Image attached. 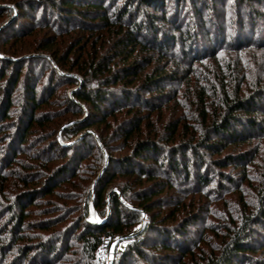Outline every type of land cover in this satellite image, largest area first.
Wrapping results in <instances>:
<instances>
[{"label":"rangeland","instance_id":"rangeland-1","mask_svg":"<svg viewBox=\"0 0 264 264\" xmlns=\"http://www.w3.org/2000/svg\"><path fill=\"white\" fill-rule=\"evenodd\" d=\"M15 1L25 3L23 8L18 10ZM29 1L0 2V10H12L0 14V73H4L0 75V264H40L44 256L37 255V246L52 241L59 244V264H88L76 237L87 224L103 225L110 216L102 219L93 204L95 185L106 173L117 176L111 191L120 195L121 189L126 190L132 204L123 202L142 215L134 231L140 226L143 230L150 219L171 235L185 229L180 238L192 251L186 259L189 264L219 259L233 235L245 227L253 233L257 249L248 257L252 264H264L263 226L248 221L264 195V135L227 143L218 154L201 145L219 142L213 126L231 114L228 101L256 98L264 106V0H197L200 10L193 0H149L151 4L142 10L133 6L132 24L149 15L158 30L156 39L150 37L147 47L137 48L128 61L129 54H120L116 45L131 30L127 18L124 26L92 29L81 16H60L51 1L36 4L33 10ZM108 9L115 12L109 5ZM163 41L169 42L162 52L157 47ZM55 57L62 60L63 68ZM101 63L117 74L127 65H139L141 74L128 80L133 83L104 85L105 75L89 73V67ZM14 69L20 71L18 79L13 77ZM78 69H88L87 77ZM151 77L160 80L159 90L144 87ZM26 83L35 88L41 107L22 142L19 134L29 121L24 111ZM83 84L88 90H109L112 101L103 104L106 123L75 137L73 126L81 127L89 117L85 105L74 97ZM128 93L130 102L113 108L115 99ZM9 99L12 106L7 105ZM70 101L79 103L84 115L78 116ZM3 105L10 111L8 120H3ZM253 117L264 122L263 113ZM172 127H178L174 137ZM127 132L134 134L128 138ZM88 135L91 140L79 144ZM142 142L157 147L156 160L136 158V173L127 175L133 168L122 166L121 171L120 164L135 157ZM169 156L187 162L190 176L196 169L206 173L209 184L175 171L172 175ZM229 156L247 160L221 162ZM139 167L156 178L140 174ZM143 201H149L150 214L138 207ZM22 209L24 221L16 226L12 214ZM132 233L105 240L101 260L96 253L97 264H105L107 257L113 264L137 235ZM68 245L71 251H63ZM27 247L33 250L24 258L21 249Z\"/></svg>","mask_w":264,"mask_h":264},{"label":"trees","instance_id":"trees-1","mask_svg":"<svg viewBox=\"0 0 264 264\" xmlns=\"http://www.w3.org/2000/svg\"><path fill=\"white\" fill-rule=\"evenodd\" d=\"M48 1H51L54 4L51 6L54 10L58 9L60 12H62L60 16L64 17L65 19H71L75 15L81 16L89 23L88 26L92 29H96V27L100 28V26L107 28H110L113 25L124 26L126 23L124 21L125 18L128 19L127 23L132 24V7L135 6L136 9L142 10L145 4H151V1L149 0H125L121 5H117L119 0ZM107 1H109V3L106 4ZM237 1L241 2L243 0ZM193 2H195L196 9L200 10L198 1L193 0ZM27 3H30L29 8L33 10L35 9L36 4L39 6L46 5V0H30ZM159 3H162V0H159ZM14 4L18 6L19 10V8H23V4L25 3H22L21 1H15ZM108 5L110 6V9L115 10L114 13L109 12ZM6 11H9V13L12 12V10L1 9L0 14L3 15V13ZM143 18V20L132 24V26L129 28L131 30L127 31L126 35L120 37L116 42V45L121 49L118 51L120 54H129L126 57L127 61L131 58L137 48L143 49L147 47L145 45L148 43L150 37H153V40L154 38L156 39L154 32H157L158 27H156L155 18L149 15H147V19L145 17ZM175 30L181 33L180 28H175ZM169 41H163L162 43H159L157 48L162 52L165 51ZM174 43L175 42L173 41V44ZM152 44H156V42L153 41ZM190 50H192V47ZM55 59L58 66L63 68L62 60H59L57 57H55ZM12 66L14 65H11L9 68H12ZM89 69V73L95 74L96 77L105 75L104 79H101L104 82V85H110L112 84V81L114 84H119L122 81L133 83V81L128 80H135L141 74L139 72V65H127L122 69L121 74H117L116 72L114 73L111 69L106 68L105 63L104 65L101 63L99 66L92 65L89 67ZM87 70L88 69H80L79 73L84 77H87ZM19 72L20 71L17 69H14L13 77L18 79L20 77ZM1 74L2 76L4 75L2 72L0 75ZM75 83L76 82L73 81V84ZM143 85L145 88L154 87L155 90H159L161 88L160 80L153 79L152 77L147 78ZM25 89L27 97L24 111L29 116V121H25V126H22V130L19 134V139L22 142H25L26 134L29 133L30 128L34 124L35 112L41 107L40 100H38L36 96L35 88L29 86V84L26 83ZM261 92H263L264 96V90ZM131 96L132 95L129 93L124 95L121 94V97H119V99H115V101L112 103L113 108H116L117 105L119 107L127 105L130 102ZM74 97L77 101L85 105L89 117L88 120L83 125H81V127L79 124L73 126V130L71 132L72 136L76 137L87 128H93L99 123L107 122L106 111L103 109V104L108 100L112 101L109 90H101L100 88L97 90H88L86 85L83 84L81 89L74 95ZM70 103L71 109L76 110L78 116L84 115V111L82 110L81 106H79V103L73 101H70ZM8 104H11V106L13 105L10 99L7 100V105ZM227 106V111H231V114L224 115L221 121L215 122L213 126V132L219 137V142L210 144L207 142L203 143L202 141L201 144L202 146H206V148L217 154L223 152L227 143H245L250 141L254 134H258L259 136L264 135V122L253 117L259 113L264 114V106H261L256 98L240 99L239 97H236L230 100V102L228 101ZM9 112V109H6V105H3V120H8L11 117ZM238 112H243L247 117L237 114ZM135 128L138 129L140 126L135 125ZM177 131L178 127H172L171 134L173 137L177 134ZM127 133L128 138L132 137L134 134V132ZM90 138L91 135H88V137L83 139L79 144L86 145L87 140ZM203 138L205 139L207 136ZM102 141L104 142L103 139ZM104 146L107 147L105 143ZM138 147V153L135 155V157L123 159L120 164L121 171L125 170L122 169V166H124L123 168H127V166L133 168L131 171H128L127 175H133V173H136L134 168V166L137 165L134 163L136 158L146 157V159H152L154 161L156 160L158 149L155 145H152L148 142H142L138 144ZM191 147L193 148V146ZM93 148L98 150L96 145H93ZM194 150H197L196 147ZM144 152L153 154L154 156L151 158L147 157V155H144ZM174 153L175 152H173V154ZM174 158L175 156H169L168 158V164L171 167L172 175L175 171L176 173H180L182 176H185V178L188 180L193 176V178L196 179L199 184H209V178L206 173H202L200 169H196L194 174L190 176L188 170L189 165L187 162L181 163V161ZM245 159L247 160V157L245 156H229L221 162L225 164H241L242 162L244 163ZM110 160L113 159L111 158ZM194 166L197 167L198 165L194 162ZM137 171L142 175H151L149 178L150 180H154L156 178L155 174L152 176V172L145 170L142 167H139ZM106 174L104 177L101 176L95 185L93 204L95 210L102 219L106 218L108 214L110 216L107 222H105L103 225L92 226L87 224L86 227L76 237L77 241L81 245L82 260H86L88 264H97L96 253L102 247L105 240H112L117 236H125L129 233H132L142 221L141 213L138 210L128 208L123 202L124 200L126 203L132 204V201L130 197H128L126 190L121 189L120 195L115 191H111V188L115 185L114 182L117 176H109ZM153 197L154 196H152V198ZM260 202L261 206L258 208L257 213L255 212V215L253 214V216L249 218L248 221L254 222L255 224H261L264 229V195L262 196ZM148 204L149 201H143L139 203L138 207L150 214L152 212V208L148 206ZM22 208H25V206L23 205ZM85 213V216H87V211H85ZM24 218L25 209H22L21 213L19 214L14 212L12 214L11 220L15 221L16 226H20V224H22L24 221ZM193 223L195 224V222ZM245 228L233 235L231 242L228 244V246H226L219 259L212 260L208 264H237L236 262L239 264H252V261L248 257L247 253L256 252L257 249L252 243L253 233L250 231L248 232V230ZM184 230H177L176 232L174 231L173 235L179 236L176 238L165 228L162 229L157 220L150 219L145 228L131 239V242L127 245L125 251L122 254L116 255V261L113 264H129L130 262L132 264H189L186 262V259L192 256V251L186 242H182L180 238L185 234ZM150 234H154V236ZM15 235L17 236L18 234L14 229V236ZM262 236L264 237V231H262ZM56 245L59 246L58 242L52 241L51 243L47 242L37 246V253L39 252L40 255L44 256V261L40 264H59V247L57 248ZM64 246V243L61 244V248ZM261 247L263 249L264 245ZM21 250L23 254L22 256L25 258L28 254H30V252H32L33 249L27 247ZM63 251H71L70 246L68 245L67 249H64ZM39 253L37 255H39Z\"/></svg>","mask_w":264,"mask_h":264},{"label":"built area","instance_id":"built-area-1","mask_svg":"<svg viewBox=\"0 0 264 264\" xmlns=\"http://www.w3.org/2000/svg\"><path fill=\"white\" fill-rule=\"evenodd\" d=\"M107 241H109V240H107ZM109 242H110V241H109ZM106 244H108V242H107V243H104V244L102 245V247H103L104 245L106 246ZM102 247H101V248H102ZM101 248H100V249H101ZM100 249L98 250V257H99V259L101 260V258H100V254L102 253V250H100ZM110 262H111V260H108V259L105 260V261L103 260V263H105V264H109Z\"/></svg>","mask_w":264,"mask_h":264},{"label":"water","instance_id":"water-1","mask_svg":"<svg viewBox=\"0 0 264 264\" xmlns=\"http://www.w3.org/2000/svg\"><path fill=\"white\" fill-rule=\"evenodd\" d=\"M142 230V226L138 227L132 234L131 236H135L136 234H138L140 231ZM109 264H112L111 262Z\"/></svg>","mask_w":264,"mask_h":264},{"label":"bare ground","instance_id":"bare-ground-1","mask_svg":"<svg viewBox=\"0 0 264 264\" xmlns=\"http://www.w3.org/2000/svg\"><path fill=\"white\" fill-rule=\"evenodd\" d=\"M108 260H111L110 258L107 257Z\"/></svg>","mask_w":264,"mask_h":264}]
</instances>
